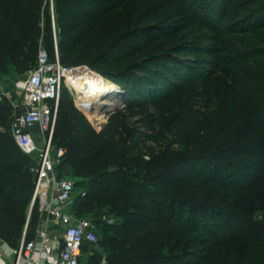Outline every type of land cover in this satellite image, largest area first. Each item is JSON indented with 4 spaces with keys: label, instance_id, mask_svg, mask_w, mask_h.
Segmentation results:
<instances>
[{
    "label": "trees",
    "instance_id": "1",
    "mask_svg": "<svg viewBox=\"0 0 264 264\" xmlns=\"http://www.w3.org/2000/svg\"><path fill=\"white\" fill-rule=\"evenodd\" d=\"M129 1L53 0L52 5L51 0H0V74H9L10 66L34 67L41 37L54 58V14L62 64H90L103 70L108 79L124 90L126 107H138L146 102L162 107L168 114L165 131L172 139H166L161 155L141 166V141L149 135L143 133L142 139L135 140L139 136L135 133L128 141L117 144L104 138L106 133L119 134L120 112L110 113L102 132L96 133L89 128L87 117L75 106L64 87L53 145L65 148L66 153L55 172L62 178L68 167L73 174L90 179L84 189L86 196L80 193L74 202L78 217L94 212L91 218L98 219L109 214L100 205L116 200H125V209L130 210L121 213L119 225L97 220L99 236L106 233L111 237L105 244L107 253L93 254L90 264H181L182 257L173 253L178 254L176 250L189 241V233H211L208 240L211 242L215 235H220L214 228L229 222V217L222 218L221 213H216L217 218L210 216L216 223L211 226L207 223L209 210L201 209L182 196L188 179L198 180L202 186L228 188L242 196L256 193L258 207L264 206V0H226L234 3V11L238 12H234L235 15L245 18V27L232 33L238 37L232 45L231 63L247 68L244 72L247 78L244 84L236 81L237 85L226 86L220 78L212 77L218 82L213 87L211 84L210 97L219 96L220 102L224 101L228 106L227 115L224 117L222 109L216 105L213 110L208 109L201 123L194 110L195 98L201 93L187 97L179 85L189 78L183 71L195 69L184 55L193 50L191 43L180 42V36L189 34L194 21L186 0H162L154 9L143 12L130 32H117L112 28L103 35L99 50L92 42L102 18L123 9ZM137 1L140 4L143 0ZM215 3L223 6L222 0ZM176 6L183 12L168 23H159L158 14ZM205 41L199 39L194 43ZM163 49L168 51L162 53ZM178 90L182 93L175 99L173 92ZM228 90L232 91L230 98ZM13 112L10 101L0 100V126L5 128L0 131V238L17 247L26 227L27 240L37 236L43 214L36 203L28 219L37 159L26 155L16 144L10 130ZM153 122L147 120L144 128L149 129ZM113 124H116L115 129H111ZM175 145L181 146L185 153H173ZM193 164L204 166L192 169ZM131 167L146 171V182L127 177L125 170ZM186 167L189 169L184 173ZM234 175L244 179L241 186ZM145 226L152 229L137 235ZM230 226L240 231L238 223ZM162 237L167 246L164 251L169 252L151 255V245ZM93 247L85 245L83 256ZM259 247L264 248V242L256 239L249 243L243 255L245 264H254L260 256Z\"/></svg>",
    "mask_w": 264,
    "mask_h": 264
},
{
    "label": "rangeland",
    "instance_id": "2",
    "mask_svg": "<svg viewBox=\"0 0 264 264\" xmlns=\"http://www.w3.org/2000/svg\"><path fill=\"white\" fill-rule=\"evenodd\" d=\"M161 1L162 0H143L140 4L137 0L127 2L123 9L102 18L97 33L92 37V42L98 46L99 50V42L103 40V35L109 33L112 28L122 33L132 31L134 27H136V22L140 15L148 9H154L155 5ZM215 1L216 0H186V6L194 21L192 20L189 34L183 33L180 36L181 43H191L190 47H192L191 49L193 50L185 52L184 55L186 59L193 62L195 69L198 70L194 69L195 72L194 70L190 72L183 71L189 78L179 85L183 87L182 91H184V95L187 97L201 93L200 96H196V103L194 105V110L200 117L199 123L202 122L208 109L213 110L216 108V105L218 108L222 109L224 117L227 115L228 106L224 105V101L221 103L219 96H217V99L215 97H210L211 84L213 87L217 85L218 82L216 79L212 80V77L220 78L219 80L226 82V86L237 85V82L239 85L244 84L247 78V73H244L247 71V68H240L239 64H235L234 66L233 62L231 63L233 58L232 45L234 39L238 37L236 34L232 33L235 30L245 27L246 24L243 22L245 18H239L237 14L235 15V13L238 12L234 11L233 2L222 0L223 6H221V2L215 3ZM246 9L249 10L248 8ZM52 11L53 10H51V13ZM182 12V8L176 6L166 13H159V23H168L172 20L173 16L175 17ZM199 39H204L206 41L199 44L194 43ZM41 45L44 47L47 45L43 37L39 40V48ZM167 51L168 49H163L162 53H166ZM31 67L32 66H21L17 68L10 66L9 74H0V92L5 93L2 95L3 98H6L11 104L15 103L17 105L21 102L22 92L20 84L27 78ZM72 67L76 68L74 75L109 78L103 70L91 66L90 64H77L72 65ZM196 71L200 75L196 74ZM64 87L68 89L71 97L74 99L75 106L80 111H85L81 106L82 101L79 94L74 92L67 85H64L62 89ZM240 89L241 91H245L244 88ZM182 91L178 90L173 92V97L178 99ZM231 95L232 91L228 90V97L230 98ZM124 96L125 94L122 93L121 96L115 99L117 103H120L116 110L120 112L119 134L111 135L106 133L103 137L106 139L109 138L112 142L117 144L119 141H128L135 133L139 134L135 140H140L142 139L141 135L147 133L149 137H146L145 140L142 139L140 145L143 155L140 160V165L143 166L144 163H147L152 158L161 155L165 151L166 139H172V135L168 133V131H165L168 114L164 112L159 104L148 102L138 107H126ZM50 106H52V104H50ZM147 120L154 121L149 129L144 128ZM92 121L94 122V126L88 119L89 128L96 133L102 132L103 128L108 123V120L106 123L102 121L98 123L94 120ZM115 125L116 124H113L111 129H115ZM39 133L40 126L37 125L33 134L39 137ZM39 144H43V140H40ZM172 151L177 155L185 153L182 147L178 145L173 146ZM203 166L204 164L191 165V167H193L192 169L202 168ZM189 167L184 169V173L188 172ZM71 171L70 168L65 167L61 177L74 179L76 181L77 189L75 197L77 199V196L82 193L90 179L77 176ZM125 171L127 172V177L136 179V181H144L147 178V172L141 170L139 167L127 168ZM234 179L238 181L239 186L244 183V179L240 178L238 175H234ZM255 195L256 193L242 196L241 194H235L228 188L217 189L215 186H202L200 181L193 178L188 179L183 186L182 196L201 209L209 210L207 212V215H209L207 223L210 226L216 223L214 222L215 218L212 220L210 217L215 216L217 218L218 216H216V213H221L222 218L229 217V222L227 224L222 222L219 226L214 228V232L220 233V235H215L214 240L211 242H208L211 233L208 234L205 231L189 233V241L176 250L178 254L173 253V255H180L182 257L184 262H181V264H245L243 255L249 243L256 239L264 242V206L262 208L258 207L260 204H258ZM125 203V200H116L103 203L100 207L114 219V225H119L122 222L121 213L130 211L129 209H125ZM31 209L32 204L28 210V219H30L31 216ZM148 212L154 216L159 215L155 211ZM93 214L94 212H88L84 217L91 218ZM234 222L236 224L238 223L237 230L239 229V232L234 231L232 226H230L231 223ZM151 229V226H145L137 235H143ZM207 230H209V228ZM110 237V234L101 233L99 236L100 242L95 247L85 251L81 264H90L93 254L105 255L108 249L105 244ZM165 249H167V246H165L162 237L151 245L149 253L155 256L159 253H168L169 250L164 251ZM258 253L260 256L254 260V264H264V248L259 247Z\"/></svg>",
    "mask_w": 264,
    "mask_h": 264
},
{
    "label": "built area",
    "instance_id": "3",
    "mask_svg": "<svg viewBox=\"0 0 264 264\" xmlns=\"http://www.w3.org/2000/svg\"><path fill=\"white\" fill-rule=\"evenodd\" d=\"M53 20L55 56L52 58L47 48L40 46L36 65L20 84L21 102L17 105L12 103L14 112L10 123L18 147L26 155L37 159L31 204L32 208L39 204V211L43 214L41 228L34 239L27 240L26 227L17 247L0 238V264H10L8 261L11 264H81L85 245L96 246L99 243L97 220L109 225L115 222L108 214L98 219L78 217L74 212L76 181L58 178L55 172L66 153L65 148L53 145L62 87L76 68L66 66L60 60L54 14ZM4 94L0 92V100ZM83 109L93 126L92 120L96 123L108 120L109 114L95 116ZM37 125L40 126L39 137L31 133ZM0 131H5V128L0 126ZM40 140L43 144H39ZM81 195L85 197L86 191H82Z\"/></svg>",
    "mask_w": 264,
    "mask_h": 264
},
{
    "label": "bare ground",
    "instance_id": "4",
    "mask_svg": "<svg viewBox=\"0 0 264 264\" xmlns=\"http://www.w3.org/2000/svg\"><path fill=\"white\" fill-rule=\"evenodd\" d=\"M65 85L79 94L82 101L81 106L86 109L103 98H108L110 100L112 99L111 102L106 101L105 103L114 105L115 103H117L115 99L119 97L120 86L116 82L102 77H88L78 74L74 75L73 73L72 75H69L67 77Z\"/></svg>",
    "mask_w": 264,
    "mask_h": 264
},
{
    "label": "water",
    "instance_id": "5",
    "mask_svg": "<svg viewBox=\"0 0 264 264\" xmlns=\"http://www.w3.org/2000/svg\"><path fill=\"white\" fill-rule=\"evenodd\" d=\"M122 93H124V91L120 87L119 88V96H121ZM112 98H114V97H112ZM106 101L111 102L112 99L110 100L108 98H103L101 100H98L97 102H95L94 104L89 106V108H87L88 112L91 115H106V114H110V113L115 112L117 110V108L119 107V105H120L118 103H115L114 105L113 104H108V103H105ZM32 209H31V212H32Z\"/></svg>",
    "mask_w": 264,
    "mask_h": 264
},
{
    "label": "crops",
    "instance_id": "6",
    "mask_svg": "<svg viewBox=\"0 0 264 264\" xmlns=\"http://www.w3.org/2000/svg\"><path fill=\"white\" fill-rule=\"evenodd\" d=\"M36 127V126H35ZM35 127L31 130V133L33 134V131L35 130ZM34 135V134H33ZM41 228V223H40V225H39V228H38V231H39V229ZM38 231H37V233H38ZM1 262V261H0ZM8 262H10V264H11V261H8Z\"/></svg>",
    "mask_w": 264,
    "mask_h": 264
}]
</instances>
